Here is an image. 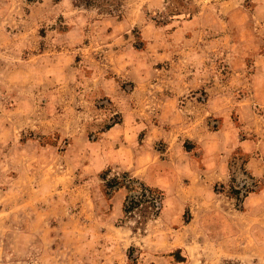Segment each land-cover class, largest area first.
Returning <instances> with one entry per match:
<instances>
[{"label":"rangeland","instance_id":"rangeland-1","mask_svg":"<svg viewBox=\"0 0 264 264\" xmlns=\"http://www.w3.org/2000/svg\"><path fill=\"white\" fill-rule=\"evenodd\" d=\"M228 259L264 264V0H0V264Z\"/></svg>","mask_w":264,"mask_h":264},{"label":"trees","instance_id":"trees-1","mask_svg":"<svg viewBox=\"0 0 264 264\" xmlns=\"http://www.w3.org/2000/svg\"><path fill=\"white\" fill-rule=\"evenodd\" d=\"M105 188L108 190H117L121 187L126 189V194L123 199V213H138L140 218L150 214H157L160 207L163 194L160 189L147 185L143 181L131 176L127 171L122 172L119 176L113 178H105ZM107 193V192H106ZM177 254V252H175ZM177 260L181 256L177 254ZM222 264H242L238 260H225Z\"/></svg>","mask_w":264,"mask_h":264},{"label":"crops","instance_id":"crops-1","mask_svg":"<svg viewBox=\"0 0 264 264\" xmlns=\"http://www.w3.org/2000/svg\"><path fill=\"white\" fill-rule=\"evenodd\" d=\"M176 109V104H175V97L170 96L167 97V99L162 101V106H161V114L162 116H171L174 110ZM116 126L113 127V129Z\"/></svg>","mask_w":264,"mask_h":264}]
</instances>
